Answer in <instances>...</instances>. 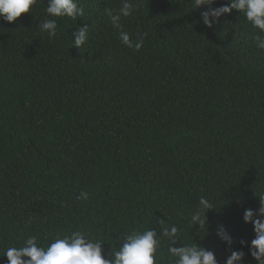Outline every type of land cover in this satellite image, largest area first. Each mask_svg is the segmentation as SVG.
I'll return each instance as SVG.
<instances>
[{
	"label": "trees",
	"instance_id": "1",
	"mask_svg": "<svg viewBox=\"0 0 264 264\" xmlns=\"http://www.w3.org/2000/svg\"><path fill=\"white\" fill-rule=\"evenodd\" d=\"M130 2L121 24L144 36L139 52L104 13L121 0H79L85 15L55 18L52 39L38 28L53 18L47 0L0 20V264L28 235L47 247L75 231L103 240L111 258L126 234L161 219L178 227L177 245L196 243L218 264L243 250V264H256L243 216L264 196L259 33L237 10L208 28L193 0ZM77 26L89 28L84 49L74 46ZM201 196L215 207L203 231L190 219ZM156 259L174 264L167 241Z\"/></svg>",
	"mask_w": 264,
	"mask_h": 264
},
{
	"label": "clouds",
	"instance_id": "2",
	"mask_svg": "<svg viewBox=\"0 0 264 264\" xmlns=\"http://www.w3.org/2000/svg\"><path fill=\"white\" fill-rule=\"evenodd\" d=\"M43 0H0V20L15 23L23 14L33 13L34 8ZM217 0H193L195 9L206 8L202 12L203 23L212 28L213 24L233 10L241 12L246 21L259 33L254 37L256 47L264 50V0H227L220 7H213ZM46 12L52 19L39 22L41 33L52 39L57 37L59 25L55 18H69L77 20L85 15L79 0H47ZM133 4L130 0H121L118 10L106 7L105 15L112 26L119 31L120 42L128 49L136 52L144 46V36L135 38L123 30L121 20L132 16ZM74 46L84 49L89 41V28L77 26L73 33ZM89 194L81 192L78 199L87 200ZM260 206L257 210L245 209L243 220L254 227L255 238L251 241L249 252L256 264H264V196L259 197ZM215 208L205 197L201 196L199 205L191 215L192 226L199 225L201 231L207 229V214ZM156 225L143 231H132L123 237L118 250L112 252L111 258H106L102 246L103 240L89 238L81 231L57 237L47 247H42L38 237L28 235L21 246L7 247L3 256L7 257L8 264H157V252L162 242L167 241L168 252L175 258L174 264H218L216 255L196 243L177 245L178 227L165 226L164 220H158ZM217 236L229 248L234 240L228 230L221 225ZM246 247L247 242L241 241ZM243 250H232L225 264H243L245 259Z\"/></svg>",
	"mask_w": 264,
	"mask_h": 264
}]
</instances>
